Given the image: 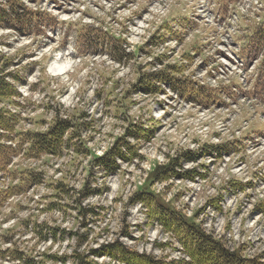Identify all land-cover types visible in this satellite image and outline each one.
<instances>
[{
    "label": "rangeland",
    "instance_id": "rangeland-1",
    "mask_svg": "<svg viewBox=\"0 0 264 264\" xmlns=\"http://www.w3.org/2000/svg\"><path fill=\"white\" fill-rule=\"evenodd\" d=\"M14 1L54 23L20 33L0 19V69L18 77L8 81L19 107L0 102L19 113L13 135L43 132L55 114L76 116L86 124L81 142L101 156L130 121L150 133L128 140L141 159L117 161L107 175L72 146L60 157H27L24 146L8 143L18 153L0 171V191L20 184L16 176L24 170L39 174L40 183L0 198V250L28 251L35 264H122L105 255L116 243L154 258H183L179 242L133 201L151 168L184 154L178 170L195 175L151 191L229 249L264 262V85H239V71L220 72L217 59L222 39L261 41L264 25L255 23L264 13L253 7L261 0L237 7L229 31L210 24L199 0ZM212 2L223 19L225 3ZM7 257L0 264L22 263Z\"/></svg>",
    "mask_w": 264,
    "mask_h": 264
},
{
    "label": "trees",
    "instance_id": "trees-1",
    "mask_svg": "<svg viewBox=\"0 0 264 264\" xmlns=\"http://www.w3.org/2000/svg\"><path fill=\"white\" fill-rule=\"evenodd\" d=\"M0 8H2L0 9V19L2 16L6 17L5 28H11L12 26V28H15L18 25L20 26L18 28L20 33L24 31L29 32V29L37 30L39 27L41 28L42 24L45 28H52L51 24L54 23V19L47 13L42 11L25 12L24 6L14 0H7L6 5H1ZM9 18H11V21ZM78 36L81 37V35ZM80 37L77 38V46L78 43L82 42V38ZM115 42L119 43V40H115ZM113 59L116 62L118 61L115 56ZM4 72L0 69V102H10V105L18 108L19 103L17 100L20 98V95L16 90L15 83H9L8 81L9 77L13 81H16L18 77ZM185 89L182 94H186V92L192 93V91H186ZM79 120L80 117L73 116L71 119H67L55 114L52 123L45 131H27L13 135L15 126L20 121L19 113H11L7 109L0 108V171H3L6 166H9L11 158L17 155L18 149L23 146L24 149L22 151H24L27 157H40L42 155L60 157L65 150H68L72 146L74 149L72 151L76 155L90 156L91 164L103 170L106 175L116 171L118 168L117 161L129 162L131 158L141 159L140 155L135 152L134 145L128 142V140L142 141L148 137L150 131L147 132L146 129H143L141 124L138 125L134 121H130L128 127L124 129L123 135L116 139L114 146L105 151L101 156H98L85 148V142H81V134L86 130V127H84L86 124ZM76 140L79 143H76ZM12 141L17 142V151L15 147L8 145ZM224 148L221 146L214 153L216 154L218 152L220 154L224 151ZM189 154L191 153L186 152V155ZM183 157H185L184 154L169 158L164 165H157L151 168L143 185L135 192L133 201V204L139 203L145 208L147 218L153 219L154 217L159 222L160 227L179 242L182 254L184 255L183 258L176 260L154 258L149 255L128 251L125 247L117 243L107 245L105 247V255L122 264H264L261 261L262 259L258 257L246 259L242 255V250L239 248L229 249L220 239L215 238L212 234H207L193 219H187L181 212L175 211L173 207L168 203H164L158 195H155L151 191V188L157 183H162L170 179H185L191 175H195L193 169L184 170L183 172L178 170L182 167L180 161ZM189 159L193 160L194 156ZM38 175L33 174L29 170L17 173L16 178L19 179L20 184L0 191V198L5 197V194L6 196L15 194L17 189L23 185L40 183L38 181ZM35 226L36 224L32 223V232L40 236L42 232L38 230L39 227ZM5 241L11 244L10 239H6ZM27 253L29 252L16 248L0 250V256H8L7 258L12 262L21 261V264H35ZM40 263L42 264L43 261ZM78 264L83 263L79 260Z\"/></svg>",
    "mask_w": 264,
    "mask_h": 264
},
{
    "label": "built area",
    "instance_id": "built-area-1",
    "mask_svg": "<svg viewBox=\"0 0 264 264\" xmlns=\"http://www.w3.org/2000/svg\"><path fill=\"white\" fill-rule=\"evenodd\" d=\"M249 0H245V3L243 2V4L241 6H239L240 8L247 5L246 2H248ZM245 4V5H244ZM261 3H258L256 6H253L255 8H261ZM225 40V41H224ZM223 44H221V46L223 47V49H221L220 53L217 54V58L227 67L228 65H230V62L228 61V58L230 57V51H228L227 49V39H222L221 41Z\"/></svg>",
    "mask_w": 264,
    "mask_h": 264
}]
</instances>
